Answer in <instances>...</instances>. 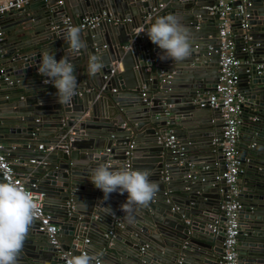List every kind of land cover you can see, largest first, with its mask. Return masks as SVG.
Masks as SVG:
<instances>
[{
    "label": "water",
    "instance_id": "obj_1",
    "mask_svg": "<svg viewBox=\"0 0 264 264\" xmlns=\"http://www.w3.org/2000/svg\"><path fill=\"white\" fill-rule=\"evenodd\" d=\"M248 1V39L238 28L241 15L233 23L237 57L244 61L249 57L237 70L245 97L238 129L247 134L243 135V144L250 157L248 163L240 164L237 177L241 204L237 252L238 264H264V68L258 66L264 62V0ZM158 3L163 8L146 18ZM213 3L64 0L58 5L56 0H27L20 10L3 18L0 67L19 78L12 87L20 84L30 89L34 103L49 100L53 109L52 115L41 112L39 118V106L21 103L19 96H0V139L20 149L33 148L38 141L60 143L63 136L72 137L67 151L56 147L52 159L36 170L30 168L35 176L32 180L44 193V206L54 209L58 246L48 244L34 221L18 264H60L61 251L78 256L92 242L103 250L101 264H187L183 255L204 264L219 263L222 231L215 235L209 226L215 220H224L220 206L226 185L218 177L221 166L215 164L223 161L220 148H215L218 140L212 142L216 132L211 124V115L219 111L192 102L210 91L218 76L217 15L209 12ZM101 10L109 11L112 19L80 30L85 48L73 52L64 39L63 17L77 27L82 16ZM168 14L178 16L189 31L192 53L181 62L161 60L162 50L141 32H146L157 17ZM138 23L140 29L135 30ZM98 33L100 38H96ZM46 52L54 53L57 60L67 57L73 64L77 88L68 104L58 103L55 87L44 83L46 78L37 72ZM93 55L104 63L95 76L88 71ZM142 84L148 85L144 102L139 93ZM27 104L30 108L18 109ZM199 110L204 111L197 113ZM169 124L183 126L185 131L176 130L181 133V155L157 143L156 137L169 131ZM142 136L147 139L139 140ZM250 143L253 145L249 147ZM128 144L133 151L129 157L131 169L141 163L138 169L151 173L150 179L159 185V191L148 206L133 205L130 212L122 211L118 227L113 215L127 193L113 192L105 200L103 192L88 178L101 164L114 169L124 166ZM189 151L192 155H185ZM205 167L207 178L200 172ZM176 177L178 188L171 184ZM68 199L73 202L69 211ZM178 258H182L180 263Z\"/></svg>",
    "mask_w": 264,
    "mask_h": 264
},
{
    "label": "built area",
    "instance_id": "obj_2",
    "mask_svg": "<svg viewBox=\"0 0 264 264\" xmlns=\"http://www.w3.org/2000/svg\"><path fill=\"white\" fill-rule=\"evenodd\" d=\"M27 0H0V39L3 36L1 30V21L5 16L20 10ZM58 5L62 4L61 0H56ZM250 5L248 0H214L210 8V13L217 15L216 21V37L218 39L217 52H218V76L216 83L210 91L203 93L202 96L193 99V103L199 107H208L210 109H217L219 111L221 119V138H220V151L222 155V170L218 177L222 178L226 185L224 193L225 200L220 206V211L224 220L219 222L215 220L211 225V231L216 235L219 231H222L220 239V260L219 264H238V252H237V237L239 232V210L241 204L238 200L239 190L237 187V177L239 173V166L242 163H248L249 157H240L238 152V127L240 124V109L245 102V97L238 87V67L241 63H247V61H241L236 54V37L235 28L233 23L235 17L241 15L238 19V28L245 33L248 28V20L250 13L247 11V7ZM162 3L150 8L147 12L146 18L152 17L160 9L163 8ZM233 16H230V15ZM112 15L107 10H101L99 13L92 15L82 16L77 23V27L80 30L95 28L100 22L104 20H111ZM64 28L67 30L73 27L72 21L68 17L62 19ZM124 20H129L126 18ZM116 22V20H114ZM245 40L248 39L246 33L244 34ZM249 48H241L240 50L247 51ZM260 68H264V62L258 65ZM113 74V69H110L109 75ZM103 78H107L103 75ZM19 83V78L12 77L7 74L5 67H0V84L11 86ZM114 91V89H112ZM141 101H146L148 97V85L142 84L139 90ZM123 126V124H122ZM71 134V132H70ZM157 143L163 146L171 148L173 153L181 155L184 152L181 143L175 134L169 130L164 135L156 137ZM218 140L213 139V142ZM72 141L71 135L62 137L60 143H38L36 149L42 153H51L56 147L67 151L68 143ZM253 143L249 144V147ZM130 147L127 145V149L124 151L126 160L124 161V167H130ZM15 148V144L11 145V149ZM30 164L43 165L45 161L43 159L30 158L28 160ZM131 168V167H130ZM166 178V177H165ZM0 179L1 182L13 181L26 190L32 192L35 196L38 206L39 214L35 219L38 230L45 234V239L48 244L53 247L58 246V226L56 224L53 213L46 210L44 206V193L39 189L38 182L32 180L27 176L19 175L13 168L11 162L7 158V152L5 151L4 144L0 139ZM67 210L73 208V202L68 199L66 202ZM122 211L119 209L117 213L113 215V222L115 226L120 227V215ZM220 224L222 228L220 229ZM83 242L86 244L88 239L85 238ZM87 253L85 249H81L79 255ZM60 257L63 261L60 264H70V261L75 257L69 251H61ZM181 259L177 260L180 263ZM95 264V258L93 260ZM101 264V260H100Z\"/></svg>",
    "mask_w": 264,
    "mask_h": 264
},
{
    "label": "clouds",
    "instance_id": "obj_3",
    "mask_svg": "<svg viewBox=\"0 0 264 264\" xmlns=\"http://www.w3.org/2000/svg\"><path fill=\"white\" fill-rule=\"evenodd\" d=\"M141 32L162 50L161 60L181 62L192 53L189 31L176 15L159 16L146 32L143 29ZM64 39L73 52L85 48L78 27L67 29ZM103 68L104 63L99 57L93 55L89 59L90 75L95 76ZM37 72L46 78L44 83H51L55 87L58 103L68 104L72 101L76 94L77 78L73 64L67 57L57 60L54 53L46 52L39 62ZM150 176L148 170H133L124 166L114 169L101 164L92 170L88 179L103 192L105 200L113 192H126L127 197L120 205V210L127 213L133 205L146 207L156 197L159 185ZM39 211L32 192L11 180L0 182V264H18V256ZM111 212L110 209L108 214ZM93 260V256L84 253L75 256L70 264H93ZM95 264H100L98 257L95 258Z\"/></svg>",
    "mask_w": 264,
    "mask_h": 264
},
{
    "label": "crops",
    "instance_id": "obj_4",
    "mask_svg": "<svg viewBox=\"0 0 264 264\" xmlns=\"http://www.w3.org/2000/svg\"><path fill=\"white\" fill-rule=\"evenodd\" d=\"M61 1L63 3L64 0H61ZM14 13L15 12H13L11 14H14ZM78 16L79 15L75 14V17H78ZM135 18H136V21L137 20L139 21V18L138 17H135ZM216 21L217 20L214 21L215 26H216ZM139 26L140 25L138 23V25L135 28V30L140 29ZM258 35L259 34H257V36ZM100 37H101V35H100V33H98L96 35V38H100ZM237 53L238 52H236V54ZM240 60L241 61H244L242 59H240ZM248 60H249V57L247 58V61ZM113 66H115V65H113ZM239 84H240V82L238 81V87L240 89V85ZM33 94H34L33 91H31L28 88H23L22 85H20V84L17 85V86H15V87H12V86H2L0 88V96H2V97L4 95H7L8 97H16V96H19V100H21V103H23L24 101H26L25 103H30L32 105L34 104L35 106H39V110H38L39 113L37 112V114H38L37 116L39 118H41V116H43V115H41V112L44 113V116L52 115V109H53L52 102H50L49 100H43V101H41V104H39L37 102L34 103L35 99H32ZM22 105H26V104H22ZM28 108H30V105L29 104H27V106H21L18 109L19 110H26ZM200 111H204V110H199V111H196V112L197 113H200ZM206 117H208V116H206ZM211 121H212L211 124L213 125L212 126V129L216 132V134L213 136V138H217L218 139L217 143L215 144V148H220V144H219L220 143L219 140L221 138V119H220V115L219 114L211 115ZM168 128L175 134V136L178 138V140L181 141V139H180L181 133H179L176 130L177 129H181L183 131V133H184L185 131L183 129V126L182 127H179L177 124H169L168 125ZM139 135H141V134H139ZM243 135L244 136H247V134L245 133V131L242 130L240 132L238 130V152H239L240 157H249V151H248L247 148H245V145L243 144V141L246 140V138L243 137ZM138 139L139 140H145L147 138H146V136H142L141 138H138ZM212 142H213V140H212ZM38 143L45 144L44 141H38ZM3 144H4L5 151L7 152V158L11 162V164H12L13 168L15 169V171L19 175L27 176V177H29L31 179L32 178H35L34 172L32 170H36L37 168H40L41 165L30 164L28 162V160L30 158L43 159L46 162L48 159H52V157H54V153L53 152H51V153H45L44 154L41 151H38L36 149V145L37 144L33 148H20V149H16V148L11 149V145H14V144L13 143H10L9 141L3 142ZM139 144L140 145L141 144H145V142H140ZM132 153H133V151L130 152V154H132ZM185 155H190L191 156L192 153L190 151L189 152H185ZM137 158H139V157H137ZM215 164H216V167H218L217 165H220L221 166V169H222V163H219V164L218 163H215ZM141 165H142L141 163L134 164V166H135L134 167L135 168L134 170H137ZM211 165L214 166V163H211ZM30 168H33V169L30 170ZM205 169H206V167L205 168H201L200 169L201 170L200 172L202 173V175H204L203 177L207 178V177H209V175L207 174V171ZM138 170H145V169H138ZM178 182H179V179L176 177V178H173L172 179V183L171 184L174 186V188H178ZM176 193H179V190L178 189L176 190ZM45 209H47L48 211L52 212L53 213V216H54V209L52 207H46L45 206ZM55 220L57 221V218L56 217H55ZM90 246L91 247H89L88 245H85L87 254L93 256L94 258H97L98 257L101 260V263H102L103 250H100V244H98L96 242H92V244H90ZM183 256H184L183 258H185L184 260H185V262L187 264H204V263H202L201 260H195L192 257H190L189 255H187V256L186 255H183ZM178 259H182V258H178Z\"/></svg>",
    "mask_w": 264,
    "mask_h": 264
}]
</instances>
